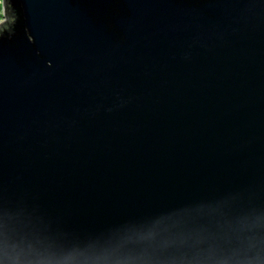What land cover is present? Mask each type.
I'll use <instances>...</instances> for the list:
<instances>
[{"label": "water", "instance_id": "obj_1", "mask_svg": "<svg viewBox=\"0 0 264 264\" xmlns=\"http://www.w3.org/2000/svg\"><path fill=\"white\" fill-rule=\"evenodd\" d=\"M0 264H264V0H3Z\"/></svg>", "mask_w": 264, "mask_h": 264}, {"label": "rangeland", "instance_id": "obj_2", "mask_svg": "<svg viewBox=\"0 0 264 264\" xmlns=\"http://www.w3.org/2000/svg\"><path fill=\"white\" fill-rule=\"evenodd\" d=\"M0 25L7 21V16L3 10V0H0Z\"/></svg>", "mask_w": 264, "mask_h": 264}, {"label": "trees", "instance_id": "obj_3", "mask_svg": "<svg viewBox=\"0 0 264 264\" xmlns=\"http://www.w3.org/2000/svg\"><path fill=\"white\" fill-rule=\"evenodd\" d=\"M1 7V6H0ZM9 23V21L7 20V23L6 24H8Z\"/></svg>", "mask_w": 264, "mask_h": 264}]
</instances>
